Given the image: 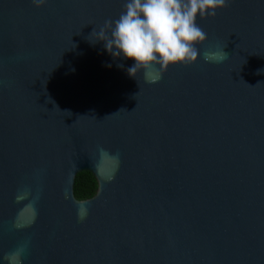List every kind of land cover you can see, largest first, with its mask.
<instances>
[{
	"label": "water",
	"instance_id": "1",
	"mask_svg": "<svg viewBox=\"0 0 264 264\" xmlns=\"http://www.w3.org/2000/svg\"><path fill=\"white\" fill-rule=\"evenodd\" d=\"M125 2L0 0V264H264V0L135 78L89 42Z\"/></svg>",
	"mask_w": 264,
	"mask_h": 264
},
{
	"label": "clouds",
	"instance_id": "2",
	"mask_svg": "<svg viewBox=\"0 0 264 264\" xmlns=\"http://www.w3.org/2000/svg\"><path fill=\"white\" fill-rule=\"evenodd\" d=\"M47 2L31 0L36 8L44 7ZM228 3L229 0H126L119 17L106 20L98 30L94 28L90 36L95 37V42L88 40L92 44L102 42L114 60L134 61L127 68L132 78L141 70L149 75L157 69L163 72L169 66L191 65L201 58L200 46L208 38L197 24V17H214ZM226 47L219 52H204L203 60L223 62L229 58L224 51Z\"/></svg>",
	"mask_w": 264,
	"mask_h": 264
},
{
	"label": "trees",
	"instance_id": "3",
	"mask_svg": "<svg viewBox=\"0 0 264 264\" xmlns=\"http://www.w3.org/2000/svg\"><path fill=\"white\" fill-rule=\"evenodd\" d=\"M95 191V183L91 175L82 173L76 186V192L79 202L90 199Z\"/></svg>",
	"mask_w": 264,
	"mask_h": 264
}]
</instances>
